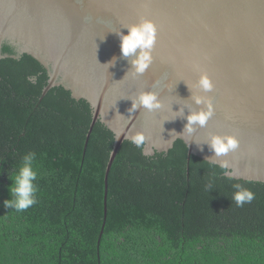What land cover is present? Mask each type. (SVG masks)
I'll use <instances>...</instances> for the list:
<instances>
[{
    "label": "trees",
    "instance_id": "obj_1",
    "mask_svg": "<svg viewBox=\"0 0 264 264\" xmlns=\"http://www.w3.org/2000/svg\"><path fill=\"white\" fill-rule=\"evenodd\" d=\"M2 52L9 55L0 59V264H264V182L228 180L195 155L188 165L180 139L154 155L123 142L105 219L114 133L98 121L84 152L90 104L63 86L40 100L48 71L28 54L10 56L7 43ZM28 151L36 153L38 202L16 212L4 200ZM236 183L255 193L251 203L232 202Z\"/></svg>",
    "mask_w": 264,
    "mask_h": 264
},
{
    "label": "water",
    "instance_id": "obj_2",
    "mask_svg": "<svg viewBox=\"0 0 264 264\" xmlns=\"http://www.w3.org/2000/svg\"><path fill=\"white\" fill-rule=\"evenodd\" d=\"M141 19L154 22L157 39L153 62L134 76L120 58L114 31L127 33L126 26ZM5 43L15 50L10 56L28 54L48 71L40 100L63 86L90 104L84 152L98 121L114 133L105 172V219L109 173L133 129L145 134L146 155L168 152L183 140L188 165L192 155H212L206 144L201 151L195 142L213 133L234 134L239 147L226 157L228 171L238 179L264 182V0H0V59L9 55L2 52ZM113 57L116 63L107 69ZM200 71L214 84L204 94L211 99L213 116L205 127L177 138L172 130L182 132L187 121L166 120L174 116L170 106L174 111L185 102L202 107L188 87ZM142 90L160 93L165 107L129 113L126 98Z\"/></svg>",
    "mask_w": 264,
    "mask_h": 264
},
{
    "label": "clouds",
    "instance_id": "obj_3",
    "mask_svg": "<svg viewBox=\"0 0 264 264\" xmlns=\"http://www.w3.org/2000/svg\"><path fill=\"white\" fill-rule=\"evenodd\" d=\"M127 27V33L114 31L120 39V50L122 59H126L131 65L130 71L134 76L142 75L153 62L152 50L157 39V29L154 22L150 19H141L138 23H134ZM116 58L105 63L107 69L109 66H114ZM34 83V80H30ZM191 99L196 105L202 107L194 108L187 102L178 110L174 111L172 106L170 110L174 112L172 119L184 118L187 123L184 125L183 131L177 133V138H182L186 132L189 135L196 132L198 128H203L207 125L210 118L213 116L214 108L211 99L204 95L213 90L214 84L205 71H200L197 80L192 86H189ZM131 100L129 113H134L137 109L148 110L150 112L161 110L165 107L160 93L152 90H142L135 97H127ZM185 107L188 111L185 112ZM164 120V121H166ZM164 123V122H163ZM130 143L137 147H141L146 139L145 134L140 130H131L128 134ZM197 147L203 151V146L206 144L212 152L211 156L205 157L210 165H217L224 171V175L228 180L236 179V177L228 171L230 163L226 157L229 153L235 152L239 147V141L234 134H210L207 139L202 142H195ZM170 146V145H169ZM36 161V153L28 151L24 153L18 162L15 170L9 175L12 183L8 186L10 198L4 200V206L9 209H14L16 212H24L38 202L37 193L38 185V170L34 167ZM235 189L232 192L231 200L237 207H243L247 203H251L255 199V193L247 187L236 183L233 184ZM206 190H213L212 184L206 185Z\"/></svg>",
    "mask_w": 264,
    "mask_h": 264
}]
</instances>
